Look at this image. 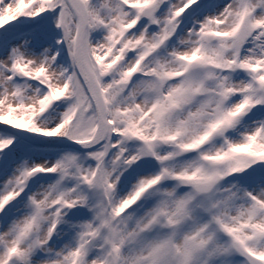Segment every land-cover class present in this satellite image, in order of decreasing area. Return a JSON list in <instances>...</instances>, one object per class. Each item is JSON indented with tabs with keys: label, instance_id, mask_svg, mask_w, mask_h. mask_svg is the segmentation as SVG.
<instances>
[{
	"label": "snow or ice",
	"instance_id": "6c2138e0",
	"mask_svg": "<svg viewBox=\"0 0 264 264\" xmlns=\"http://www.w3.org/2000/svg\"><path fill=\"white\" fill-rule=\"evenodd\" d=\"M0 264H264V0H0Z\"/></svg>",
	"mask_w": 264,
	"mask_h": 264
}]
</instances>
